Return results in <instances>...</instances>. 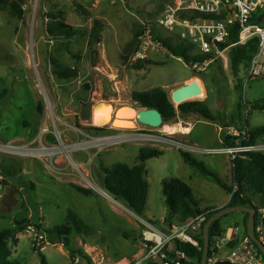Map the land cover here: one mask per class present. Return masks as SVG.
Segmentation results:
<instances>
[{
    "label": "rangeland",
    "instance_id": "obj_1",
    "mask_svg": "<svg viewBox=\"0 0 264 264\" xmlns=\"http://www.w3.org/2000/svg\"><path fill=\"white\" fill-rule=\"evenodd\" d=\"M10 1L18 3L23 14L20 17L19 10H0V94L7 92L0 103V144L20 146L25 151L23 156L0 153V231L23 221L25 225L42 221V228L51 230L65 225L71 212L80 222V231L71 234L68 245L51 237L54 245L41 251L50 264H70L68 256H80L79 251L93 264H125L119 259L132 256L133 244H139L141 220L160 221L169 214L162 194L163 180L174 178L189 184L200 208L219 205L228 198L217 183L187 165L180 150L190 152L231 184L233 157L205 151L226 147L231 128L242 132L264 126V108L253 107L257 102L264 105V74L249 79L245 67L235 74L229 56L217 59L200 74L173 55L159 58L151 53L145 61H134L144 24H157L167 0ZM93 18L102 21L103 29L100 39L90 45ZM58 20L87 33L72 40L54 39L47 29ZM160 32L167 36L166 31ZM54 62L75 69L76 76L60 79ZM196 79L202 82L205 95L190 101L204 102L215 121L197 114H178L160 128L135 120L119 126H114L111 118L105 126L93 121V109L99 102L115 108L144 109L133 101V92L162 88L171 99L173 90ZM88 104L92 112L84 118ZM168 127H187L189 133H171ZM119 132L150 133L171 141L105 140ZM184 144L200 150H187ZM146 147L161 149L164 155L146 164L149 214L142 218L108 193L100 176L102 167L116 163L134 166L140 149ZM35 148L42 151H26ZM244 215L233 212L221 223L235 227ZM172 223L180 222L175 219ZM25 229L18 232L20 241H11L10 260L41 264ZM224 254L226 246L219 242L215 260ZM79 264L88 261L81 259Z\"/></svg>",
    "mask_w": 264,
    "mask_h": 264
},
{
    "label": "trees",
    "instance_id": "obj_2",
    "mask_svg": "<svg viewBox=\"0 0 264 264\" xmlns=\"http://www.w3.org/2000/svg\"><path fill=\"white\" fill-rule=\"evenodd\" d=\"M80 14L85 15V11L77 7ZM0 10L18 11L21 17L23 12L20 5L10 0H0ZM102 21L98 18H93V28L88 33L89 44L96 43L102 33ZM48 34L54 39L72 40L85 36L87 33L82 28H75L61 20L51 24L48 29ZM166 47L171 55L183 59L188 66L191 61L200 59L191 53V46L184 43L174 44L169 38L163 39ZM238 28L232 29V34L225 46L229 49V60L231 68L235 74L239 73L241 67L249 68L250 62L258 50V38H253L244 45H238ZM54 61V60H52ZM55 74L60 79H68L76 76L77 71L71 68H64L61 63L54 62ZM6 91L0 94V103L5 98ZM133 101L139 104L144 109H157L163 118V122H169L175 119L178 114L191 115L197 114L206 120L215 121L210 108L200 101H189L178 105L177 107L169 98L167 92L162 88H154L148 91H135L132 94ZM255 109H263L264 105L255 103ZM41 112L40 105L38 106ZM94 132H104V129H93ZM249 138L242 142L244 145H255L260 141H264V126L256 127L248 130ZM241 144L239 136H228L225 140L226 147H237ZM184 162L190 167L196 169L202 175L210 178L217 183L222 189L231 195V200L228 206H246L257 210L256 228L261 224L262 215L260 210H264V154L260 152H240L232 155L233 160V181L231 184L224 182L214 171L207 168L202 162H199L190 152L180 150ZM164 155V151L158 148L146 147L139 151L137 156L138 163L134 166H129L124 163H116L111 167H102V175L100 183L102 187L110 193L116 200L122 201L128 209L139 217L144 218L148 207V192L149 184L147 181V162L153 158H158ZM82 189V188H81ZM162 194L165 199V205L169 211L166 224H171L173 220H178L180 223L186 222L200 213H207L208 220L217 212L216 207H207L201 209L198 205V200L193 194L191 187L179 179H166L162 182ZM258 197V204L255 203V198ZM249 214L245 213V220L242 232L247 234V222ZM26 222H18L13 228L0 231V264H22L19 261H11L13 254L11 241H14L17 233L21 229H25ZM264 226V222H263ZM80 222L73 213H69L65 225L56 226L46 232L50 236H56L66 245L69 244V237L77 230L80 231ZM223 227L221 219L215 221L209 230L210 237V252L209 259L216 254L215 243L218 238L223 236ZM258 235V234H257ZM201 250L194 248L189 244H182L179 247L186 251L192 259L193 264H200L203 255L204 238L203 232L199 235ZM236 242L230 241L226 245V250L233 249ZM258 252L261 256L259 248ZM38 258L41 264H49L44 254L37 250ZM81 259L87 260L88 264H93L90 258L83 252H78ZM264 258V257H263ZM159 264V263H146ZM215 264H233L228 260L220 259Z\"/></svg>",
    "mask_w": 264,
    "mask_h": 264
},
{
    "label": "built area",
    "instance_id": "obj_3",
    "mask_svg": "<svg viewBox=\"0 0 264 264\" xmlns=\"http://www.w3.org/2000/svg\"><path fill=\"white\" fill-rule=\"evenodd\" d=\"M238 28V45H244L253 38H258V50L248 68L249 79L264 74V0H167L165 9L160 15L157 24H144L140 39V50L133 57L134 61H145L151 53L159 58L171 55L163 39L169 38L172 43H184L191 46V53L195 59L190 68L197 74L204 73L217 59H227L230 47L225 46L232 34L233 27ZM167 32L163 36L160 30ZM116 133V132H115ZM230 134V135H228ZM228 136H239L241 144L237 147H224L217 150H208L207 153H221L234 155L242 152H260L264 154V141L255 145H244L242 142L249 138L248 129L242 132L233 128ZM141 140L153 143H169L171 139L143 132H119L105 138L108 141ZM188 149L200 150L193 145H186ZM44 150H47L46 148ZM25 149L15 145H1L0 153L23 156ZM31 154L42 151L39 148L26 150ZM30 154V155H31ZM28 155V153H27ZM234 158V157H233ZM218 210V209H217ZM261 224L255 228L258 239L264 243V210ZM208 221L207 213H200L183 223L156 224L153 221L141 220L142 230L138 239L142 255L127 264H193L186 251L179 246L189 244L201 250L199 235L203 232ZM42 221L37 224L28 223L26 233L30 236L32 245L40 251L54 243L43 228ZM225 237L217 239L226 246L229 241L236 242L233 249H229L221 259L233 264H264V258L258 252L257 246L248 234H242L239 227H235L228 241ZM56 244V243H55ZM63 247L64 244L60 243ZM70 264H79L80 256L69 255ZM218 260L211 258L208 264H215Z\"/></svg>",
    "mask_w": 264,
    "mask_h": 264
},
{
    "label": "water",
    "instance_id": "obj_4",
    "mask_svg": "<svg viewBox=\"0 0 264 264\" xmlns=\"http://www.w3.org/2000/svg\"><path fill=\"white\" fill-rule=\"evenodd\" d=\"M205 95V89L203 84L200 80L196 79L192 82L181 86L172 91L171 99L174 104L180 105L182 103L188 102L191 99L200 98ZM106 104H110L105 102ZM103 102H99L95 105L93 109V113L99 110V107L102 106ZM111 107L114 108L112 119L116 120L117 118V110L119 108H115L112 104ZM131 108L135 109L139 117L137 119L138 123L143 125L153 127V128H160L163 125V118L161 113L157 109H137L135 106H131ZM92 112V105L88 104L85 105L83 111V117L86 118ZM122 120V119H120ZM88 194V192H85ZM233 212H244L249 214L248 222H247V234L250 239L255 243V245L259 248L260 252L264 257V243H262L255 232L256 228V214L257 210L252 207L246 206H224L217 210V212L207 221L203 228V238H204V246H203V255L200 264H208L209 260V252H210V237H209V230L211 225L217 221L222 219L224 216L231 214ZM136 240V239H134Z\"/></svg>",
    "mask_w": 264,
    "mask_h": 264
},
{
    "label": "bare ground",
    "instance_id": "obj_5",
    "mask_svg": "<svg viewBox=\"0 0 264 264\" xmlns=\"http://www.w3.org/2000/svg\"><path fill=\"white\" fill-rule=\"evenodd\" d=\"M113 112H114V108L111 107L110 104H106L105 102H103L102 106L99 107V110L95 112V114H93V121L98 125L105 126V124H107L110 121L109 118H111L113 125L119 126L121 122H131L134 120L137 121L139 117L138 112L129 106L122 107L117 110L116 120L112 119ZM168 130L171 133H175V132H179V133L182 132L185 134L189 133V129L187 127L186 129H182V128L179 129V127H168Z\"/></svg>",
    "mask_w": 264,
    "mask_h": 264
},
{
    "label": "crops",
    "instance_id": "obj_6",
    "mask_svg": "<svg viewBox=\"0 0 264 264\" xmlns=\"http://www.w3.org/2000/svg\"><path fill=\"white\" fill-rule=\"evenodd\" d=\"M191 129L192 128H190V131H191ZM185 135H188V134H185ZM189 185V184H188ZM190 186V185H189ZM191 187V186H190ZM191 189H192V187H191ZM192 191H193V189H192ZM256 199H258V197H256L255 198V200ZM230 200H231V195L230 194H228V198L224 201V202H222L221 204H219V205H215V206H209V207H216V209H220V208H222V207H224V206H226V205H228L229 204V202H230ZM207 208V207H206ZM201 209H204V208H201ZM147 214H149V213H147L146 212V215ZM145 215V216H146ZM148 218V217H147ZM150 219V218H149ZM244 220H245V215L241 218V220H237V226H235V227H239L240 229H241V233L243 234V232H242V229H243V224H244ZM151 221H153V220H151ZM165 221V218H162L160 221H153V222H155L156 224H159V223H162V222H164ZM221 225H222V227H223V237H225L224 239H225V241L224 242H227L228 241V239L227 238H230L231 237V234L233 233V230H234V228L235 227H225L222 223H221ZM16 239H19V241H20V234H18L17 233V235H16ZM230 242V241H229ZM137 243H138V241H137ZM18 244H19V242H18ZM135 246H136V248H135ZM14 250L15 251H17L18 250V246L17 247H15L14 248ZM63 250V249H62ZM131 250H132V256H129V257H126L125 259H119L120 261L119 262H125V264H127L128 262H131V261H134V260H136L137 258H139L141 255H142V251L140 250V248H139V244H133V246H132V248H131ZM45 250H43V252H44ZM141 251V252H140ZM227 251L228 250H226V253H227ZM226 254H224L222 257H224ZM12 256H13V254H12ZM132 258V259H131ZM129 259H131V260H129ZM83 260V259H82ZM20 262V261H19ZM48 263L50 264V261L48 260ZM70 263V262H69ZM115 263V262H114Z\"/></svg>",
    "mask_w": 264,
    "mask_h": 264
}]
</instances>
